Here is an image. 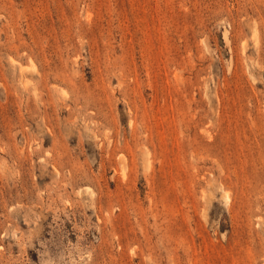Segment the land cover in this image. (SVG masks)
<instances>
[{
	"label": "rangeland",
	"instance_id": "rangeland-1",
	"mask_svg": "<svg viewBox=\"0 0 264 264\" xmlns=\"http://www.w3.org/2000/svg\"><path fill=\"white\" fill-rule=\"evenodd\" d=\"M0 264H264V0H0Z\"/></svg>",
	"mask_w": 264,
	"mask_h": 264
}]
</instances>
